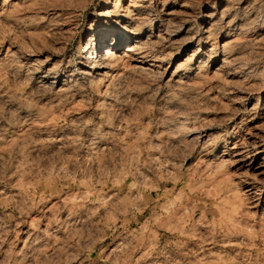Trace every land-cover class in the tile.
<instances>
[{
	"label": "rangeland",
	"instance_id": "374dc122",
	"mask_svg": "<svg viewBox=\"0 0 264 264\" xmlns=\"http://www.w3.org/2000/svg\"><path fill=\"white\" fill-rule=\"evenodd\" d=\"M0 264H264V0H0Z\"/></svg>",
	"mask_w": 264,
	"mask_h": 264
},
{
	"label": "bare ground",
	"instance_id": "6f19581e",
	"mask_svg": "<svg viewBox=\"0 0 264 264\" xmlns=\"http://www.w3.org/2000/svg\"><path fill=\"white\" fill-rule=\"evenodd\" d=\"M138 1V0H137ZM140 1V0H139ZM142 1V0H141ZM120 0H116V4H119ZM117 8L114 7L113 9V14L115 13L114 11H116ZM119 11V10H118ZM124 34V33H123ZM140 36V35H139ZM114 38H117L118 40V37H114ZM116 40V39H115ZM112 47V46H111ZM111 49V48H110ZM130 51V50H129ZM114 57V53L112 52V50H109V48L105 49V54H104V60L105 59H112ZM103 60V59H102ZM108 60V61H109ZM107 62V61H106ZM87 68L86 66H84V69ZM95 68V67H94ZM96 69V68H95ZM83 74H88L87 70H83ZM89 71V70H88ZM98 75V74H97Z\"/></svg>",
	"mask_w": 264,
	"mask_h": 264
}]
</instances>
